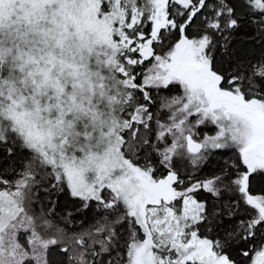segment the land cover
Segmentation results:
<instances>
[{
	"label": "snow or ice",
	"instance_id": "obj_1",
	"mask_svg": "<svg viewBox=\"0 0 264 264\" xmlns=\"http://www.w3.org/2000/svg\"><path fill=\"white\" fill-rule=\"evenodd\" d=\"M0 264H264V0H0Z\"/></svg>",
	"mask_w": 264,
	"mask_h": 264
},
{
	"label": "trees",
	"instance_id": "obj_2",
	"mask_svg": "<svg viewBox=\"0 0 264 264\" xmlns=\"http://www.w3.org/2000/svg\"><path fill=\"white\" fill-rule=\"evenodd\" d=\"M87 223H90V219H89V221H86V224H87ZM74 230H79V225H77L76 228H75Z\"/></svg>",
	"mask_w": 264,
	"mask_h": 264
}]
</instances>
